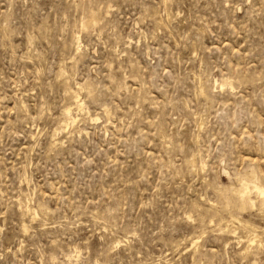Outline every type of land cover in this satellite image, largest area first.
I'll use <instances>...</instances> for the list:
<instances>
[{
  "label": "rangeland",
  "instance_id": "374dc122",
  "mask_svg": "<svg viewBox=\"0 0 264 264\" xmlns=\"http://www.w3.org/2000/svg\"><path fill=\"white\" fill-rule=\"evenodd\" d=\"M242 182L264 0H0V264H264Z\"/></svg>",
  "mask_w": 264,
  "mask_h": 264
},
{
  "label": "bare ground",
  "instance_id": "6f19581e",
  "mask_svg": "<svg viewBox=\"0 0 264 264\" xmlns=\"http://www.w3.org/2000/svg\"><path fill=\"white\" fill-rule=\"evenodd\" d=\"M82 26H84V25H82ZM230 83L228 82V85H229ZM230 86V85H229ZM79 88V87H78ZM81 89V88H80ZM82 91V90H81ZM77 93V92H76ZM75 94V93H74ZM73 96V95H72ZM76 97H77V95H76ZM79 97V96H78ZM74 98L75 97H73L72 99L74 100ZM76 99V98H75ZM78 100V99H77ZM76 101V100H75ZM80 103V102H79ZM73 106V105H72ZM69 107V106H68ZM66 109V108H65ZM78 109H79V107H78ZM67 113H68V111H67ZM67 119V118H66ZM67 121V120H66ZM72 122V121H71ZM75 123V122H74ZM73 122H72V124H74ZM67 125V124H66ZM249 191H254L255 192V194H258V195H260L262 198H264V185H262L261 183H259V182H253L252 183V185L250 186V185H248L247 183H245V182H242V188L240 189V192H241V196L242 197H244V196H246V197H248V199L250 200V198H249V196H248V193H249ZM245 197V198H246ZM241 198V197H240ZM244 200V199H243ZM246 200V199H245ZM264 200V199H263ZM251 203H253V201H251ZM26 206V205H25ZM29 207V206H28ZM27 208V207H26ZM44 208V207H43ZM25 209V208H24ZM28 209V208H27ZM34 212V211H33ZM28 213H29V211H28ZM32 214V213H31ZM37 215V214H36ZM36 215H34L35 217H36ZM31 218H33V217H31ZM34 219V218H33ZM236 219H238V218H236ZM229 221V220H228ZM235 222L237 221V220H234ZM229 222H231V220L229 221ZM231 223H233V222H231ZM239 223V222H238ZM227 225H228V223H227ZM226 225V226H227ZM234 225V224H233ZM247 225V224H246ZM225 226V227H226ZM235 226V225H234ZM243 226V225H242ZM249 226V225H248ZM222 228V227H221ZM229 228H230V226H229ZM229 228H227V230L229 229ZM253 228V227H252ZM233 229H235V227H233ZM251 229V228H250ZM226 230V229H225ZM231 230V229H230ZM234 231V230H233ZM232 231V232H233ZM228 232V231H227ZM229 232H231V231H229ZM235 233V232H234ZM253 234H255V232H253ZM251 237V236H250ZM258 237V236H257ZM256 237V238H257ZM249 241H251V240H249Z\"/></svg>",
  "mask_w": 264,
  "mask_h": 264
}]
</instances>
